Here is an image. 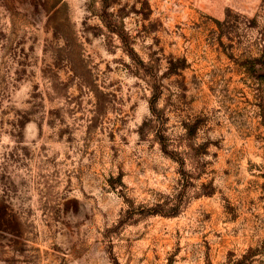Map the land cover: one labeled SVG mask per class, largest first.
Listing matches in <instances>:
<instances>
[{
	"label": "rangeland",
	"instance_id": "rangeland-1",
	"mask_svg": "<svg viewBox=\"0 0 264 264\" xmlns=\"http://www.w3.org/2000/svg\"><path fill=\"white\" fill-rule=\"evenodd\" d=\"M0 264H264V0H0Z\"/></svg>",
	"mask_w": 264,
	"mask_h": 264
}]
</instances>
